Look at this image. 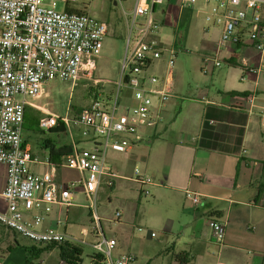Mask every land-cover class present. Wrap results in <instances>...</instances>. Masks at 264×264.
Masks as SVG:
<instances>
[{
  "label": "built area",
  "instance_id": "2783aa9c",
  "mask_svg": "<svg viewBox=\"0 0 264 264\" xmlns=\"http://www.w3.org/2000/svg\"><path fill=\"white\" fill-rule=\"evenodd\" d=\"M96 1L102 0H89ZM164 1L115 0L113 6L119 8L124 29V53L112 93L103 95L97 86L104 81L93 75L109 23L93 18L86 7L72 8L78 0H0V165L5 167V184L0 192L5 205L0 211L1 226L36 246L69 241L86 244L58 229L65 225L59 214L76 206L75 196L81 194L88 202L86 208L94 225L95 238L89 245L101 253V263L131 264L135 260L133 254L112 257L116 241L103 236L96 201L99 188H111L119 178L107 164V151L126 152L132 136L161 125L164 104L173 96L176 49L152 38L166 21L162 10L155 12ZM198 2L204 7L201 13L208 25L204 33L211 27L217 30L212 51L202 56L203 73L223 64L240 69L243 75L264 73V0H175L178 17L181 19L184 12L191 15ZM58 3L61 10H57ZM246 50L254 53L256 62L244 54ZM52 80L70 82L71 86L78 80L90 81L92 100L72 119L48 113L31 100L44 95V85ZM124 89L129 93L128 104L121 105ZM244 99L248 113L260 109L264 115V97L262 103L257 102L258 95L253 91ZM27 107L41 111L38 128L42 131L73 125L82 128L85 139L100 140L90 150L72 146L65 155L64 167L76 171L78 179L60 182L53 169L41 174L31 170L33 164L49 165V159L41 160L23 143ZM134 175L132 181L141 188L151 184V179L140 176L136 169ZM140 194L149 196L145 189ZM186 195L194 204L199 202L197 195L189 191ZM55 208L57 216L49 222ZM115 216L120 217V212ZM209 227L212 242L221 245L225 225L209 221ZM81 234L85 237L88 232L82 229Z\"/></svg>",
  "mask_w": 264,
  "mask_h": 264
},
{
  "label": "crops",
  "instance_id": "0c3cea01",
  "mask_svg": "<svg viewBox=\"0 0 264 264\" xmlns=\"http://www.w3.org/2000/svg\"><path fill=\"white\" fill-rule=\"evenodd\" d=\"M213 45L214 41L210 45L211 51ZM243 52L252 63L256 62L253 52ZM174 79L173 76V96L163 107L164 122L132 136L131 146L126 152L108 150L106 157L108 152L126 154L132 165L138 163L140 176L151 179V184L142 188L137 184L139 191L152 190L155 206L165 208V215L157 218L162 221L160 228L172 233L173 213H186L187 218L178 222L176 232L192 233V241L187 249L173 252L171 259L162 258V251H159L154 258L142 262L137 257L138 247L132 242V250L127 253L135 255L131 264H264V115L260 109L248 113L244 99L255 91L257 102L262 103L264 73L243 75L235 69H228L223 75L222 88L210 99L207 98L208 91L203 89L196 96L182 98L178 80ZM31 103L37 105L34 100ZM63 129L61 133L64 132L66 137H61V141L54 144L56 150L64 151L68 147L71 150L72 146L90 150L100 143L99 139L84 138L91 147L82 148L80 141ZM32 154L41 160L49 159V151ZM64 157L58 164L49 161L47 166L33 164L30 168L39 174L53 169L56 180L60 182L78 179L76 171L64 167ZM106 160L111 171L119 177L112 187L117 180L136 184L133 177L122 174V166L119 169L114 167L118 157ZM4 184L3 166L0 192ZM121 188L122 185L117 184L116 190ZM186 191L197 195L199 202L194 204ZM76 204L75 208L83 206ZM4 210L5 205L0 199V211ZM56 214L55 208L48 221L53 222ZM122 215L120 212V217ZM66 217L64 228L70 222ZM209 221L225 225L221 245L212 242ZM100 228L102 231L101 225ZM15 236L17 234L0 225V264H27L25 251ZM127 254H118L116 258Z\"/></svg>",
  "mask_w": 264,
  "mask_h": 264
},
{
  "label": "rangeland",
  "instance_id": "374dc122",
  "mask_svg": "<svg viewBox=\"0 0 264 264\" xmlns=\"http://www.w3.org/2000/svg\"><path fill=\"white\" fill-rule=\"evenodd\" d=\"M114 4L115 0L96 2L78 0L77 3L71 4L72 8L82 9L86 7L93 18L105 20L110 25L109 32L102 42L101 53L96 60V71L93 75L95 79L104 81L97 86V88L104 91L103 95L112 93L113 83L118 80L124 53V29L119 19V8L114 7ZM61 9L62 5L58 3L57 10ZM159 10L164 12L166 21L152 38L157 42L172 45L176 49L173 76L175 81L178 80L180 86L179 95L182 98L193 97L198 94L200 89H203V91H208L207 98L210 99L222 88L224 72L228 69L234 71V69L223 64L221 68L209 70L206 74L202 71L204 66L202 56L211 52L210 45L217 38L215 28H209L207 34L203 31V28L208 26L201 13L204 11V7L200 2L193 6L192 14L186 26L181 24V19L178 17V7L175 0H165L161 6L155 7L156 13ZM164 17L162 16V19ZM235 70L241 73L240 69L235 68ZM91 85L90 81L78 80L75 86H71L70 82L52 80L44 85V95L34 100V102L44 111L54 113L58 117L67 116L72 119L80 107L88 105L92 100L93 89ZM128 98L129 93L124 89V93L120 94L121 105L128 104ZM33 109L30 107L27 109L28 120L22 126L23 142L31 153L48 151L44 148L43 142L48 141L53 145L57 144L61 141V137L65 139L66 134L61 133V131H42L38 129L32 122V118L35 115L42 114L40 110ZM65 130L67 133L70 131L73 138L80 141V147H91L89 142L84 141L81 127L70 125L69 129L66 127ZM143 145L141 146L142 149ZM113 157L114 160L116 157L119 158L117 163H114V167L119 169L122 166L124 169L122 174L132 178L135 176V169L140 172L141 167L139 164L132 165L126 154L108 152L106 157L108 161L112 160ZM2 178L3 166L0 165V182ZM117 184H121L122 188L116 190ZM139 188L137 184L132 182L117 180L114 187L107 189L103 186L97 195L96 213L100 218L103 236L106 239L114 238L116 240L112 257L116 259L118 254H127L132 250L130 246L133 242L138 247L137 257L139 262L154 258L159 251H162V258L171 259L173 258V252L177 253L179 250H185L191 244L192 233L176 232L178 222L185 220L188 214L181 215L179 211L174 212L171 216L174 220L173 232H164L160 228L162 221L157 218L165 215V208L155 206L156 202L153 199L152 190L149 189L150 195L146 197L140 194ZM74 201L83 206L63 209L62 214H59L60 218L64 220L63 218L67 216L66 221L70 222L65 228L59 226L58 229L79 240H84L86 244L69 241L61 245L35 246V248L43 249V251L37 259L26 256L27 264H37L39 261L43 264H60L61 261H63V264H97L98 261H102L101 253L95 251L89 245L94 242V225L90 211L84 207V205H88V202L81 194H77ZM116 211L122 212V217H116ZM118 223L121 225H118ZM82 229L87 230V236L84 237L81 234ZM151 232L154 234L153 237L150 236ZM15 237L22 246H32V243L28 240L18 235ZM61 247L67 250L64 253L65 258L62 257V252H60ZM195 264H198V262Z\"/></svg>",
  "mask_w": 264,
  "mask_h": 264
},
{
  "label": "trees",
  "instance_id": "16d2710c",
  "mask_svg": "<svg viewBox=\"0 0 264 264\" xmlns=\"http://www.w3.org/2000/svg\"><path fill=\"white\" fill-rule=\"evenodd\" d=\"M190 19V13L189 12H184L182 17H181V24L183 25H187L188 24V21ZM29 107H27L25 109V113H24V122H26L28 120V116H27V109ZM74 108V107H72ZM34 110V109H33ZM37 112V111H36ZM42 114V113H41ZM39 115V114H38ZM34 116V118H32V122L34 123V125L38 128V119L40 118L41 115L39 116ZM23 122V123H24ZM39 129V128H38ZM63 129V127L60 125L54 129H51V130H55V131H61ZM49 130V131H51ZM64 130V129H63ZM24 143V142H23ZM44 143V148L47 149L49 151V161L53 162L54 164H58V161L61 159V157L67 155L69 152H70V148H66V150L64 151H61V150H56L54 149V145L51 144L50 142L48 141H45L43 142ZM25 144V143H24ZM11 231V230H10ZM13 232V231H12ZM16 234V233H15ZM31 243V242H30ZM51 246V245H50ZM22 248L24 249L25 251V254L27 257H31L33 259H37L40 254L42 253L43 249H38V248H35V245L32 244V246H22ZM68 248V247H67ZM74 250V249H73ZM66 248L64 247H61L60 248V252H62V257H64V253L66 252ZM70 259V258H69ZM71 260V259H70ZM72 261V260H71ZM99 264H102L101 261L99 262Z\"/></svg>",
  "mask_w": 264,
  "mask_h": 264
}]
</instances>
